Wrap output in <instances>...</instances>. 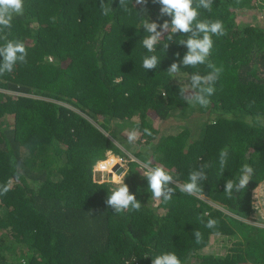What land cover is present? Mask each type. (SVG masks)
<instances>
[{
  "label": "trees",
  "instance_id": "obj_1",
  "mask_svg": "<svg viewBox=\"0 0 264 264\" xmlns=\"http://www.w3.org/2000/svg\"><path fill=\"white\" fill-rule=\"evenodd\" d=\"M104 2L113 9L107 16L100 0H24L6 30L25 44L27 63L0 75V190L9 189L0 195V264H151L166 252L182 264H264V228L249 223L260 209L253 200L264 203L253 196L264 191V0H213L211 12L199 9L198 19H219L227 32L212 37L208 59L223 72L206 108L180 95L192 73L207 74L205 65L167 71L186 53L177 44L186 34L162 37L154 53L142 45V19L170 20L158 19L160 5L127 0L124 11L119 0ZM148 55L160 59L155 69L143 68ZM125 128L140 133L138 152L125 148ZM108 153L126 161L123 182L139 211L115 213L105 203L119 184L93 175ZM146 162L180 182L211 166L203 192L176 187L165 203L152 197ZM243 165L251 179L229 199L224 185ZM209 219L215 228L205 227Z\"/></svg>",
  "mask_w": 264,
  "mask_h": 264
},
{
  "label": "clouds",
  "instance_id": "obj_2",
  "mask_svg": "<svg viewBox=\"0 0 264 264\" xmlns=\"http://www.w3.org/2000/svg\"><path fill=\"white\" fill-rule=\"evenodd\" d=\"M147 2L148 0H135V4L141 6L146 5ZM152 2L160 5L158 19L168 16L170 20H164L163 23L158 24L150 22L148 19H142L141 25L147 33L142 39L144 49L148 53H154L157 44L163 38L166 37L169 42L174 40L177 33L186 34L187 38H182L177 43L186 46V53L179 64L173 62L167 71L170 75H175L180 71L181 67L196 68L200 65H205L209 69L207 74L192 73L188 83L182 86L180 95L187 104L206 108L211 102L210 97L215 92V82L223 72L222 67H217L208 59L213 48L212 37L227 35L221 20L198 19L200 16L199 9H204L208 12L212 11L213 0H152ZM110 5L111 3H105L104 0H100L99 8L103 15L107 16L113 11ZM119 6L122 10L127 11V0H119ZM23 13L24 0H0V40L5 41L0 45V75L11 73L18 63H27L25 44L19 40L7 39L6 33V30H10L12 27L13 17L23 15ZM158 28L160 29L159 31L157 30ZM165 33H167L166 36H164ZM168 42L163 44V49H167ZM175 55L178 57L179 53ZM159 63L160 59L156 55H148L143 57L142 66L144 69L150 70L155 69ZM144 134L151 135V132L145 128ZM139 136L140 133L137 130L127 133V139L130 143L136 141ZM111 155L108 153L106 159ZM227 155V150H222L219 154L220 174L225 169ZM105 160L99 162V164ZM99 164L97 163L96 166ZM210 166L209 164H202L199 170H193L189 173L187 182H180L163 165L153 166L151 162H146L142 165L144 169L143 177L147 180V186L151 191L152 197L156 200H163L165 203L171 201L173 193L176 192V187L179 188L180 192L187 195L203 192L200 182L207 179L204 169ZM252 171L251 166L243 165L241 174L236 180L228 179L226 181L223 192L227 198L231 199L234 192H239L246 188L251 179ZM123 180L124 178L119 181L118 187L107 195L105 203L115 213L139 211L142 204L130 193L129 187ZM174 181L175 187H170V183ZM8 190L7 187H4L0 190V195L6 194ZM258 200L261 203L263 202L262 198ZM88 214L91 215L90 212ZM257 221H252V223L264 228V226H261L264 225V213L258 216ZM217 223V220L209 219L205 227L212 229L217 226ZM193 235L196 243L202 242V233L199 230H195ZM151 264H182V262L174 252H166L152 257Z\"/></svg>",
  "mask_w": 264,
  "mask_h": 264
},
{
  "label": "rangeland",
  "instance_id": "obj_3",
  "mask_svg": "<svg viewBox=\"0 0 264 264\" xmlns=\"http://www.w3.org/2000/svg\"><path fill=\"white\" fill-rule=\"evenodd\" d=\"M259 18H260V16H258ZM164 126H166V123L163 125V128H164ZM130 131V129H124L123 130V136L125 137V138H127V133ZM131 144V145H130ZM129 146H126L125 148L127 149V147L129 148V151L131 152V151H135V152H138V150L140 149H142V147L140 146V145H138L135 141L134 142H129V144H128ZM119 148H121L122 149V151L123 152H125L126 153V155L129 157V159H130V161H136V159H135V157L134 156H132L133 154H130V152H128V151H125V149H123L122 148V146H118ZM108 155V154H107ZM110 157H112L110 160H113L114 158H115V164L114 163H104L103 165H102V167H99L100 166V164L99 165H97L96 167H95V172H94V175H93V177H94V181L95 182H104V181H110V182H114L115 184H119V181L124 177V175L126 174V172H127V164H126V162H125V160H122V164L121 163H119V164H116V162L118 161V158L116 157V156H110ZM106 160H108V159H106ZM105 160V161H106ZM109 160V161H110ZM114 161V160H113ZM112 164H114L113 165V167L111 168V170L110 169H108V167L107 166H110V165H112ZM100 170V171H99ZM97 171V172H96ZM262 194V196H264V191H261V190H256L255 192H254V195L253 196H258V195H261ZM254 201L255 200H253V205H254ZM255 202H257V200L255 201ZM259 202H261V201H259ZM261 204V203H260ZM263 206V204H261V208L259 209V210H256L252 215H251V217H250V220H249V223H252V221L254 220V219H256V218H258V216H260V214H262V213H264V211H263V208L264 207H262ZM258 207H259V204H258ZM261 226H264V225H261ZM215 243H214V245H213V247L214 248H216V247H218L219 248V246L221 245V242L219 241V240H216V241H214ZM213 243V242H212Z\"/></svg>",
  "mask_w": 264,
  "mask_h": 264
},
{
  "label": "built area",
  "instance_id": "obj_4",
  "mask_svg": "<svg viewBox=\"0 0 264 264\" xmlns=\"http://www.w3.org/2000/svg\"><path fill=\"white\" fill-rule=\"evenodd\" d=\"M111 158H112V157H108V160H106V161L100 163V166H99V167H102V165H103L104 163L108 162ZM114 159H115V158H114ZM122 160H124V159H122V158L119 157V158H118V161L116 162V164H119V163L122 164ZM115 161H116V160H115ZM125 162H126V161H125Z\"/></svg>",
  "mask_w": 264,
  "mask_h": 264
},
{
  "label": "crops",
  "instance_id": "obj_5",
  "mask_svg": "<svg viewBox=\"0 0 264 264\" xmlns=\"http://www.w3.org/2000/svg\"><path fill=\"white\" fill-rule=\"evenodd\" d=\"M257 203H259V208L261 207V204H264L263 202L261 203V202H259V201H257L256 203H254V204H257ZM261 203V204H260Z\"/></svg>",
  "mask_w": 264,
  "mask_h": 264
}]
</instances>
